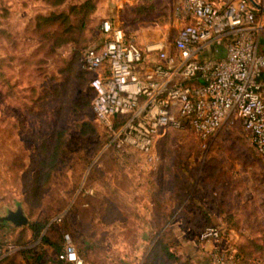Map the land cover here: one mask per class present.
I'll return each instance as SVG.
<instances>
[{"label": "rangeland", "instance_id": "374dc122", "mask_svg": "<svg viewBox=\"0 0 264 264\" xmlns=\"http://www.w3.org/2000/svg\"><path fill=\"white\" fill-rule=\"evenodd\" d=\"M52 1L0 0V217L18 205L30 222L46 213L54 231L48 225L44 233L61 244L70 233L80 255L81 247L88 255L85 264H142L158 238L159 186L171 180L172 203L225 195L245 233L264 236V157L240 124L222 126L206 147L186 121L171 126L157 141L160 162L150 165L135 150L121 160L92 107L91 73L82 69V56L100 41L101 20L116 19L143 48L164 41L174 52L183 24L175 12L179 0H155L154 11L146 15L129 7L106 11L99 0L83 40L57 47L36 28L37 15L84 0L61 5ZM115 3L111 0L113 7ZM83 121L94 131L82 134ZM56 144L61 149L53 159ZM184 183L192 189L185 190ZM87 192L96 201V215L88 220L75 212L83 198L87 200ZM62 212L64 218L58 221ZM20 228L0 220V243L13 244ZM239 238L230 232L220 240L212 238L215 243L208 247L199 235L175 237L180 264H212L211 251ZM29 247L45 249L40 238H32ZM56 253L52 250L53 256ZM247 261L264 264V252L243 264Z\"/></svg>", "mask_w": 264, "mask_h": 264}, {"label": "built area", "instance_id": "2783aa9c", "mask_svg": "<svg viewBox=\"0 0 264 264\" xmlns=\"http://www.w3.org/2000/svg\"><path fill=\"white\" fill-rule=\"evenodd\" d=\"M175 12L183 24L174 52L164 41L141 47L112 17L101 20L100 41L84 51L92 107L111 134L109 144L121 160L135 150L146 164L156 165L157 141L169 127L186 121L206 147L222 126L238 119L264 157V52L258 49L257 6L252 0H179ZM222 44L226 52L218 56ZM207 49L214 55L200 56ZM225 231L230 228L210 225L199 237L220 240ZM16 248L0 245V258ZM58 256L85 264L70 233L64 234ZM210 256L212 264L241 259L236 242L216 247Z\"/></svg>", "mask_w": 264, "mask_h": 264}, {"label": "trees", "instance_id": "16d2710c", "mask_svg": "<svg viewBox=\"0 0 264 264\" xmlns=\"http://www.w3.org/2000/svg\"><path fill=\"white\" fill-rule=\"evenodd\" d=\"M56 1L58 0H53L52 2L59 3L61 5L65 0H59V2ZM98 1L99 0H84L79 4L70 5L68 9H55V11L49 14H39L37 15L35 26L37 29L42 30L46 34L50 46L57 47L60 45H64L68 42L78 43L84 38L88 22L91 21L90 14L97 9ZM154 8V0H151L150 3H141L140 5H138L137 13L150 14L152 13ZM73 16H75V19L72 18ZM52 27L55 28L52 29ZM82 69L84 71H87L84 68ZM79 101L80 100L78 98V102ZM81 106L83 105L81 104ZM85 122L86 121H83L81 125H79L80 132L82 134H87L94 131V129L86 128ZM237 124H240L242 129L246 133L242 122L238 119L233 125ZM104 130L107 135V141L110 142L111 134L105 128ZM59 146L60 144H56L55 146V150L52 154L53 159L57 157L59 158L61 149V147ZM53 163H55L54 160ZM170 181L171 180H168L166 183L165 180V182L163 181V186H159V190L162 189L160 190L161 198L156 199L155 201V206L158 209V235H156L158 236V238L148 251V254L142 264H180L181 262V256L177 253L176 249L177 244L175 239V233L171 226L172 219L174 218V216L178 215L179 212L177 213L176 207L171 206L172 201L170 199V194L168 193V190L172 186V183ZM192 184L194 185L195 182ZM192 184L189 186L187 183H184V185L182 186L185 190L189 191V189H192ZM214 192L216 191H213L212 193ZM85 195H87V200L86 198H83L82 202H80L78 209L75 210V212L80 215L82 219L88 220L92 219L96 215V213L94 212L96 211V201L94 202L93 196H91L88 192ZM185 195L187 196V193H185ZM224 197L225 195H222L221 197H207V201H209V203L214 206L215 210L218 213H221L224 216V220L226 222L225 227L236 229L239 231L241 237L236 241V244L239 252L241 253L240 264H243L245 260L252 258L256 254L264 252V236L258 233L256 235H247L243 230L242 226L240 225V219L236 216L234 217L232 211L229 210L227 203L224 200ZM202 204L203 202L197 203L196 206L200 209H203L204 205ZM48 219L49 215H47L46 213H41L37 216V218L32 220L27 227L16 229V237L12 240V243L18 245L19 248L1 257L0 264H42L43 258H47L51 261V263L55 264H72L68 261H65L64 259L59 258L58 254L56 257L47 256L48 254L46 249L37 250L34 249V247H29L32 238H40V244L42 246L41 248H44V245H48L52 247L53 250L59 253L62 247L61 241L55 239L54 236H52V234L48 231H45L44 233V229L48 225L50 226L49 230H51V232L54 231L53 228L51 229L52 223L49 224ZM199 224L200 226H198L197 229L198 235L207 226H221L215 224L214 221L210 218L202 220ZM58 232H60V236H63L64 232H61L60 229L58 230ZM229 233V231H225V234ZM2 244L6 243H0V245ZM84 250V247L80 248L81 256L85 259L88 258V255L84 253Z\"/></svg>", "mask_w": 264, "mask_h": 264}, {"label": "crops", "instance_id": "0c3cea01", "mask_svg": "<svg viewBox=\"0 0 264 264\" xmlns=\"http://www.w3.org/2000/svg\"><path fill=\"white\" fill-rule=\"evenodd\" d=\"M256 1L260 4V7L257 6L258 49L259 51L264 52V0L263 2H261V0H256ZM150 2L151 0H116L115 7H113L111 4V0H100L99 5L100 7L101 5H104L106 11L114 10V11L120 12V11H124L125 9L129 7L131 8V10L137 13L138 5H140L141 3H150ZM222 2L223 1H220V3ZM154 3H155V0H154ZM140 15H143V14H140ZM167 45H168L169 50L171 51V47L169 46V44ZM225 52H226V45L222 44L220 53H218L217 55L222 56L225 54ZM208 55H214V53L210 49H207L204 52L200 53V56H208ZM262 77H264V71L262 72ZM201 202H203L202 205H204L203 209H200L196 206L197 203H201ZM201 202L199 200L197 201V199L186 198L182 203L179 201H175L174 203L171 204L172 207L177 208V213L179 212L178 215L174 216V218L172 219V223H171L176 239L178 236H190V235L198 236L197 229H198V226H200L199 223L202 220H206L207 218L212 219L214 223L216 224L225 226L226 222L224 220V216L221 213H218L215 210L214 206L211 203H209V201L201 200ZM230 232L231 234L235 235L236 238L240 237V233L238 230L230 228ZM214 243H215V240H213L212 238L205 239V245L208 247L212 246ZM16 246L17 248L15 250L19 248L18 245ZM44 248L46 249L47 254H49V256H53L52 247L48 245H44ZM8 253H11V252H4L2 254V257L7 255ZM55 256H57V253L53 257ZM42 264H52V263L49 259L43 258Z\"/></svg>", "mask_w": 264, "mask_h": 264}, {"label": "water", "instance_id": "95a60500", "mask_svg": "<svg viewBox=\"0 0 264 264\" xmlns=\"http://www.w3.org/2000/svg\"><path fill=\"white\" fill-rule=\"evenodd\" d=\"M254 4L260 7V4L256 0H252ZM1 221H10L16 227H24L30 223V217L25 212L23 206L18 205L16 209H10L6 215L0 217Z\"/></svg>", "mask_w": 264, "mask_h": 264}]
</instances>
